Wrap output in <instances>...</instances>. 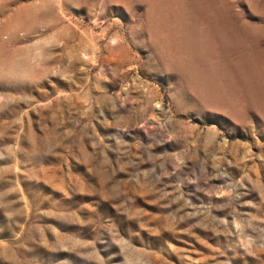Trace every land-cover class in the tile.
<instances>
[{"label":"rangeland","instance_id":"374dc122","mask_svg":"<svg viewBox=\"0 0 264 264\" xmlns=\"http://www.w3.org/2000/svg\"><path fill=\"white\" fill-rule=\"evenodd\" d=\"M0 264H264V0H0Z\"/></svg>","mask_w":264,"mask_h":264}]
</instances>
